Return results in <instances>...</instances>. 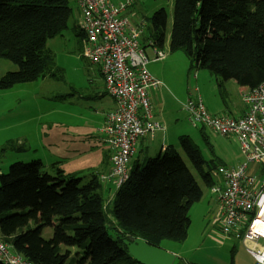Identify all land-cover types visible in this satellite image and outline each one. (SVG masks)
Instances as JSON below:
<instances>
[{
  "label": "trees",
  "instance_id": "trees-1",
  "mask_svg": "<svg viewBox=\"0 0 264 264\" xmlns=\"http://www.w3.org/2000/svg\"><path fill=\"white\" fill-rule=\"evenodd\" d=\"M71 1L0 0V58L17 67L0 76V90L63 76L47 41L67 28ZM126 1L109 0L113 5ZM144 20L139 26L140 47L145 54L146 47L153 53L162 51L166 9L158 8ZM73 31L79 40L84 37L78 26ZM168 49L183 53L188 70L205 68L249 90L257 87L264 81V0H173ZM204 131L199 128L204 144L212 149ZM177 143L192 171L173 145L143 164L134 159L111 207L104 206L94 172L77 177L56 167L50 174L39 159L11 163L0 173V214L20 211L0 219L1 240L30 264H140L122 243L127 236L157 247L163 240L183 242L189 210L202 196L197 179L211 186L219 161L203 157L188 135H180ZM6 150L27 149L7 143ZM45 227L53 229L49 238L41 235ZM71 247H76L72 254Z\"/></svg>",
  "mask_w": 264,
  "mask_h": 264
},
{
  "label": "built area",
  "instance_id": "built-area-1",
  "mask_svg": "<svg viewBox=\"0 0 264 264\" xmlns=\"http://www.w3.org/2000/svg\"><path fill=\"white\" fill-rule=\"evenodd\" d=\"M76 2L80 11L77 26L84 34L80 56L99 66L105 91L114 103L100 129L110 151L111 168L99 179L117 189L128 177L138 139L164 129L151 112V92L159 81L147 69L149 58L140 47V28L122 16L128 0L119 5L109 0ZM153 55L152 60L165 57L159 50ZM242 100L246 111L238 117L210 115L193 93L183 101L182 109L192 126L237 140L244 162L217 168L223 185L215 188L221 231L256 243L264 240V81L244 93ZM247 251L255 264H264V244L259 250ZM0 262L30 264L1 239Z\"/></svg>",
  "mask_w": 264,
  "mask_h": 264
},
{
  "label": "rangeland",
  "instance_id": "rangeland-1",
  "mask_svg": "<svg viewBox=\"0 0 264 264\" xmlns=\"http://www.w3.org/2000/svg\"><path fill=\"white\" fill-rule=\"evenodd\" d=\"M115 4L118 3L115 2ZM69 7L71 8V15L67 22V28L62 31L61 35L55 37L53 43L47 44L54 53L55 64L63 69V76L60 79L46 77L44 80L40 79L42 81L38 80L39 84L42 85L36 90L37 96L34 98L27 96L26 93L28 92L21 91L17 92L16 95L13 94L10 101L6 99L0 101V107L3 106V109L11 108L10 105L13 103V107L18 109L15 105L21 97L25 99L23 101L25 104L30 105L31 101L34 102L32 106L28 108V110L33 113V119L27 127H32L35 131L33 139L30 142L31 150L28 149L26 153H20L14 150L5 151L7 143H11V145L16 147L19 146L17 141L19 139V134H21V128L25 127V124L18 125L11 130L0 131V173H6L9 165L15 161L28 162L36 158L42 160L45 170L48 173H54L53 169L55 168L52 169V165H57L59 167V164L61 165L60 162L64 160L63 158L69 156L72 152V145L69 147L64 140V138L68 139L71 133L67 131L68 129L63 130L66 126L51 123V127L55 128V130H48L47 138L49 139L52 133L55 134L56 156L57 158H61L59 159L60 162H54L51 160V156L48 155V151H52V146L49 147V150L47 146V143L52 145V142L50 140H43L45 145L41 146L38 142L40 137L36 134V129L39 126L46 127L49 119L51 120L52 117L55 118L56 121H63L65 119V108L70 109L72 113L76 115V117L71 120L76 121L79 126L84 125L85 121L89 118L87 107L83 106V102L88 101L84 100L85 97L83 95L91 93L90 78L92 74L96 72L97 66L91 64L85 58L80 59L78 57L79 39L76 37L73 28L77 26L80 15L75 0L69 3ZM161 7L165 8L167 11L166 34L168 36L172 23L173 0H131L125 11L128 16L130 15V18L132 15L131 21L133 23L139 22L140 20L143 21ZM144 22L146 24L145 27L148 28V21L144 20ZM164 52L167 57H170L171 64L168 66L169 69H166L163 80H161L162 82L158 80L159 83L156 87L162 83L161 86L166 90L169 98L165 107L169 109L171 114L176 115L177 118V120L169 122L168 132L166 134L168 137L167 142L168 144L176 145L178 136L188 135L195 144L199 146L203 157L209 159L211 158L209 149L204 144L198 129L192 127L188 122L186 114L180 109L178 101L184 99L190 93H193L199 96L203 105L207 103L211 107V112L219 111L218 113H221V116L236 117L239 114L238 107L242 104V85L233 79L223 80L205 68H193L188 70L189 62L183 53L181 51L171 53L167 45L163 49V53ZM146 54L150 56V49H147V47ZM153 57L154 55L149 59L152 60ZM160 59L161 58H158L156 60ZM0 62H3V64H10V66L14 68L9 71L17 69L15 64L6 59L0 58ZM161 62L162 61H149L147 64L148 71H150L152 67H159ZM3 69L5 68L0 65V71H3ZM195 72L196 80H192V74ZM73 91L76 92L75 95ZM47 93L49 97L44 98ZM13 99L14 101H12ZM171 102H173V105ZM47 112L50 113L51 117L47 115ZM72 125L76 124L72 123ZM158 132L159 131L155 133L153 138L143 141V146L148 148V150L146 151L143 148L140 153L138 161L141 164L144 163L146 158L153 157L158 153L161 146ZM205 134L213 147L216 157L222 164L235 166L244 161V157L240 153L237 141L234 138H226L209 129H205ZM69 143H71V141H69ZM103 144L104 149H109L106 143ZM65 148H67V150H65ZM176 148L187 167L192 171L188 159L179 148L178 144ZM94 162L95 159L90 155L81 156L75 163L73 161L76 169L92 167ZM84 171H81V173ZM213 174L214 176L218 174L216 169ZM83 175L84 174H79L77 177ZM217 177L218 176H216V178ZM197 182L201 187L202 196L189 210L190 224L186 239L183 242L163 240L160 243V248L175 254L176 258L173 264L182 261L180 258L186 263L191 262L195 264L196 261H203L204 264H215L216 259L213 251L215 252L216 258L220 259L225 253L227 244H229V241H224L222 244L215 241L217 233H220V223L216 220L217 206L215 195L211 192L209 186L203 185L199 179H197ZM107 204H110V201L108 202L105 200L104 206L106 207ZM111 206L112 203L110 204V207ZM19 211L20 210L4 211L0 214V219ZM109 218L112 219L111 215H109ZM52 233L53 229L51 227H45L41 235L45 238H49ZM109 233L113 235L111 230ZM219 252H222V255H219ZM183 261L182 264L184 263Z\"/></svg>",
  "mask_w": 264,
  "mask_h": 264
},
{
  "label": "crops",
  "instance_id": "crops-1",
  "mask_svg": "<svg viewBox=\"0 0 264 264\" xmlns=\"http://www.w3.org/2000/svg\"><path fill=\"white\" fill-rule=\"evenodd\" d=\"M124 1L125 0H117V1H113V2L120 3V2H124ZM129 4H130V2H129ZM79 15H80V13H79ZM122 15L130 18V15L128 16L126 14V11H124L122 13ZM131 19H132V15H131V18L129 20L133 26L138 27V28H139V26H141L142 20H140L139 22L137 21V22L132 23ZM78 21H79V19H78ZM77 24H78V22H77ZM54 39L55 38L48 40L47 44L53 43L55 41ZM168 44H169V33H168V36L166 34L165 46L166 45L168 46ZM81 49H82V39L79 40V47H78V52H79L78 57L80 59L84 58V57L80 56ZM147 49H150V48H147ZM162 52H163V50H162ZM164 54H165V57L163 59H160V60H151L150 59V61H154V62L162 61L161 65L159 67H156V68L152 67L151 70L149 71L150 74L159 81L163 80V75L166 72V69H169L168 66L171 64L170 57H167L165 52H164ZM152 56H153V52H152V49H150V56H148V58H152ZM0 65L3 68H5V69H3V71L2 70L0 71V76H2L6 72H9V70L14 69L12 66H10V64H3V62H0ZM95 66H97V65H95ZM40 81H42V80H40ZM40 83H43V82H40ZM41 85L42 84H39L38 81H35V82H30V83L17 84L8 90H0V101H4L5 99L7 101H10L12 99L13 94L16 95L17 92H21V91L28 92V93H26V95L31 97V98H34L37 96L36 90H38L41 87ZM161 85H162V83L159 86L155 87L151 92L152 93V96H151L152 97L151 112H152V119L155 122L159 123L164 129L163 130H156L153 132L152 135L144 136L138 140V142L136 144V154H135V157L129 163V169L132 167L133 160L139 158V155L142 152L143 148L146 151L148 150V148L143 146V144H142L143 141L145 139L153 138L157 131H159L158 134H159L160 141H161L160 149L165 148L167 145H172V144H168V142H167L168 137L166 134L168 132L169 122L175 121V120H177V118H176V115L171 114L169 109H167L165 107L166 102L169 101V98H168V93L166 92V90L164 88H162ZM241 87L243 89L242 93H241L242 104L238 107L239 114L236 117L242 115L246 111V107L243 103L242 96L244 93H246L249 90V88L245 85H242ZM90 89H91V93H89L87 95H83L85 97L84 100L88 101V102L84 101L83 106L87 107L88 115H89V118L85 121L84 125L79 126L76 121H72L71 119L75 118L76 115L73 114L70 109L65 108L64 109V113H65L64 118L65 119L63 121H56V119L52 117L51 120L49 119V122L47 123L46 127L45 126H43V127L39 126L36 129V134L40 137V140H38V142L40 143L41 146L45 145L43 140H48V141L50 140L52 142L51 143L52 145H50V143H47L48 150H49V147L52 146V151H48V155L51 156L52 161L60 162L59 159H61V158H57V156H56L57 150H55V147H56V145H55V140H56L55 134L52 133L48 139L47 138V132H48V130L49 131L55 130V128L51 127V123L66 126L65 128H63V130L68 129L67 131H69L71 133V136L68 139H65L64 137L63 138L67 142L69 147H70V145H72L73 149H72V152L70 153L69 156L63 158L64 160H63V162H60L61 165L59 164V167L57 165H52V169L58 167L65 174H72L75 176H77L79 174H84L83 176L85 178L89 176L90 172H94L98 175V178H99L101 175L107 174L111 168L110 151H109V149H104L103 143H106V142L104 141L103 134L100 132V128L102 127V125L104 123L105 114L110 109H112L113 105H114L113 99L110 96H108L105 92L104 81L102 79V75L100 73L99 66H97L96 72L94 74H92V77L90 78ZM75 93L76 92L73 91L74 95H75ZM46 97H49L48 93L44 98H46ZM185 99H186V97L184 99L178 101L180 109L182 111H183L182 103ZM24 100L25 99L23 97H21L18 100V102H16L15 106H17L18 109H16V107H13L14 103L12 105H10L11 108L3 109V106L0 107V128H2V129H0V131L11 130V129L17 127L18 125H24V124L26 125L25 127L21 128V134H19V139L17 142L19 143L18 145H21V144L23 146L25 145L27 150L25 152H20V153H26L28 151V149L31 150V143L30 142L32 141L33 135L35 132L32 127H27V125L33 119V113H31L28 110V108L31 107L32 103H34V102L31 101L30 105H28V104H25L23 102ZM12 101H14V99ZM172 101H174V100H172ZM171 103L173 105V102H171ZM204 107L207 110V112L212 116L213 115L214 116L221 115V113H218L219 111L218 112H216V111L211 112V107L207 103L204 105ZM165 108H166V110H165ZM139 114H141V112ZM47 115L50 116V113L47 112ZM72 123L76 124V125H72ZM190 125H191V123H190ZM192 127H194V126H192ZM194 128L198 129V131H199L200 127H194ZM206 137H207V135H206ZM225 137L227 138L229 136H225ZM231 138L233 139L234 137H231ZM207 139H208V137H207ZM69 141H71V143H69ZM177 144L173 145V146L176 148ZM65 150H67V148H65ZM209 151H210L209 154L211 155V158H216L217 161H219L217 168L220 166L232 168V167H236L237 165L240 164L239 163L235 166L234 165L227 166L225 164H222L220 162V160L216 157L214 150H213V147H212V149H209ZM83 155L92 156L95 159V162L93 163L92 167H84V168L76 169L74 166V163H75V161H78V159ZM36 159H39V158H36ZM39 160L43 164L42 160L41 159H39ZM73 161H74V163H73ZM43 167H44V164H43ZM217 168H216V171H217ZM44 170H45V167H44ZM84 170H86V171H84ZM81 171H84V172L81 173ZM216 176H218V177L216 178ZM80 177H82V176H80ZM99 181H100V179H99ZM213 181H214L213 184L209 187H210L211 192L215 195V202H216V206H217L216 220L220 223V233L219 234L217 233L215 241H217L220 244H222L224 241H229V244H227V246H226L225 253L222 255V252H219V255H222L220 257V259L216 258L215 252L213 251L214 257L216 259L215 264H255V260H254L253 256L247 251V249L250 248L253 250H259L263 246L264 240L260 239V240H257L256 243H252L250 241L245 240L242 237H236L233 233H228V234L222 233V231H221L222 217L220 215L219 207H218V191L215 190L216 187L221 188L223 186L221 175L218 173V174H215V176H214V174H213ZM100 183L102 185V192H103V196H104L105 200H107L108 202L110 201V203H111L113 200L114 193H115L116 189L113 186H111L108 181H106V182L100 181ZM69 250L71 251V254H72L76 251V247H71ZM180 259L183 261L182 258H180ZM184 263L185 264H194L191 262L190 263L184 262ZM195 264H204V262L203 261H196Z\"/></svg>",
  "mask_w": 264,
  "mask_h": 264
},
{
  "label": "water",
  "instance_id": "water-1",
  "mask_svg": "<svg viewBox=\"0 0 264 264\" xmlns=\"http://www.w3.org/2000/svg\"><path fill=\"white\" fill-rule=\"evenodd\" d=\"M122 243L131 255L140 264H173L176 256L159 246H152L139 238L127 236Z\"/></svg>",
  "mask_w": 264,
  "mask_h": 264
},
{
  "label": "clouds",
  "instance_id": "clouds-1",
  "mask_svg": "<svg viewBox=\"0 0 264 264\" xmlns=\"http://www.w3.org/2000/svg\"><path fill=\"white\" fill-rule=\"evenodd\" d=\"M161 51V50H160ZM149 61H150V59H149ZM149 63V62H148ZM196 73V72H195Z\"/></svg>",
  "mask_w": 264,
  "mask_h": 264
}]
</instances>
